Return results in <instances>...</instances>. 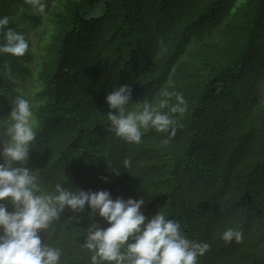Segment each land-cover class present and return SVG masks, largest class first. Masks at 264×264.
Returning a JSON list of instances; mask_svg holds the SVG:
<instances>
[{
  "label": "trees",
  "instance_id": "obj_1",
  "mask_svg": "<svg viewBox=\"0 0 264 264\" xmlns=\"http://www.w3.org/2000/svg\"><path fill=\"white\" fill-rule=\"evenodd\" d=\"M13 7L38 19L28 0H0V17L19 33ZM44 49L33 97L19 87L33 74V52L0 53V125L17 96L29 100L37 139L26 166L39 170L43 190L60 183L143 198L146 217L159 210L210 245L197 264H264V0H65ZM124 84L130 109L156 103L164 89L183 94L187 111L175 117L183 126L167 145L155 130L139 144L108 130L105 97ZM89 212L65 209L51 237L41 233L62 249L61 264H90L78 241L93 219L107 224ZM226 228L241 231L242 242L225 243Z\"/></svg>",
  "mask_w": 264,
  "mask_h": 264
},
{
  "label": "clouds",
  "instance_id": "obj_2",
  "mask_svg": "<svg viewBox=\"0 0 264 264\" xmlns=\"http://www.w3.org/2000/svg\"><path fill=\"white\" fill-rule=\"evenodd\" d=\"M28 2L44 10L39 0ZM9 23V17H0L4 34L0 53L23 56L28 51V41L22 33L7 27ZM159 97L156 103L145 101L140 105L138 101V107L130 109L131 87L124 84L113 88L105 97L110 109L108 130L131 144H139L145 132L155 130L167 134L161 141L167 145L175 136L174 125L183 126L175 117L183 115L188 104L176 91L164 89ZM0 127V264H61L62 249L46 240L42 242L41 233L50 238L51 225L65 209L81 213L86 206L90 219L99 216L107 224L101 227L93 219L83 243L78 241L82 249L91 253L90 264H197L198 257L209 250L208 243L188 239L180 223L163 212L158 210L151 218L146 217L141 211L143 198L113 199L107 190H73L60 183L51 192L43 190L39 170L26 166L37 132L32 106L23 96L15 98ZM123 165L130 167V160L125 159ZM109 172L120 174L115 169ZM101 179L107 183L109 178ZM74 219L79 221L78 217ZM220 238L225 243H240L243 234L226 228Z\"/></svg>",
  "mask_w": 264,
  "mask_h": 264
},
{
  "label": "rangeland",
  "instance_id": "obj_3",
  "mask_svg": "<svg viewBox=\"0 0 264 264\" xmlns=\"http://www.w3.org/2000/svg\"><path fill=\"white\" fill-rule=\"evenodd\" d=\"M65 0H52L47 8L43 11H39L38 19L33 21L24 15L23 10L18 7H13V18L24 36L29 40V48L34 54V59L30 65L32 68V75L25 78L17 77L20 79L19 87L23 89L29 97H33L34 90L38 88L36 77L34 76L37 72L38 60L41 59L43 53H45L44 46L49 37L50 30L53 26V18L55 14L61 10ZM259 92L261 99L264 98V81L260 85Z\"/></svg>",
  "mask_w": 264,
  "mask_h": 264
}]
</instances>
